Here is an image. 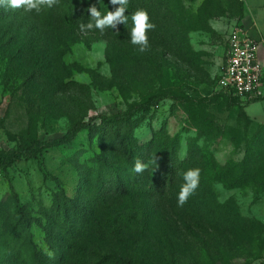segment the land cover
<instances>
[{"label": "rangeland", "instance_id": "374dc122", "mask_svg": "<svg viewBox=\"0 0 264 264\" xmlns=\"http://www.w3.org/2000/svg\"><path fill=\"white\" fill-rule=\"evenodd\" d=\"M92 5L118 7H0V264H264V86L243 98L217 85L243 0H129L127 24L103 33L80 30ZM138 9L155 25L143 53Z\"/></svg>", "mask_w": 264, "mask_h": 264}, {"label": "clouds", "instance_id": "9594fccd", "mask_svg": "<svg viewBox=\"0 0 264 264\" xmlns=\"http://www.w3.org/2000/svg\"><path fill=\"white\" fill-rule=\"evenodd\" d=\"M129 0H110L113 6L118 5L114 11L101 13L95 5L90 6L87 11L90 13V22L79 25L81 31L97 29L101 33L106 28L114 29L119 24H127L128 16L125 15ZM59 0H0V7H10L13 9L23 8L26 12L35 11L39 13L43 8H51L58 4ZM133 27L131 30V43L138 46V51L143 53L149 48L147 32L155 29V25L149 22V15L146 10L138 9L131 15ZM155 159V158H154ZM148 169L147 163H142L137 159L134 163L133 171L137 174ZM200 170L189 169L183 175L184 183L178 193V206H183L199 186Z\"/></svg>", "mask_w": 264, "mask_h": 264}, {"label": "built area", "instance_id": "2783aa9c", "mask_svg": "<svg viewBox=\"0 0 264 264\" xmlns=\"http://www.w3.org/2000/svg\"><path fill=\"white\" fill-rule=\"evenodd\" d=\"M226 64L218 76V88L248 98L263 93L264 67L259 61V41L238 25L228 39Z\"/></svg>", "mask_w": 264, "mask_h": 264}, {"label": "trees", "instance_id": "16d2710c", "mask_svg": "<svg viewBox=\"0 0 264 264\" xmlns=\"http://www.w3.org/2000/svg\"><path fill=\"white\" fill-rule=\"evenodd\" d=\"M217 83H218V78H217ZM169 96L167 95H157L152 97L149 102L145 105H137L132 107L129 111H127L124 114L121 115H114L112 117H103L102 119V123L104 125H119V124H123L126 122L131 121L138 113H140L141 111H143L145 108L148 107H152L155 106L157 104H159L160 102L168 99ZM90 125L87 123H79L76 124L74 127H72L67 134L64 136V138H62L59 142V144H65V143H70L72 142L75 137L83 130L85 129H89ZM37 154L34 152L33 149L28 148L25 151H23L22 157H27V158H34ZM17 159V157H14L11 159L12 161H15ZM61 213H62V217L63 216H67V210L65 207H63L61 209Z\"/></svg>", "mask_w": 264, "mask_h": 264}, {"label": "crops", "instance_id": "0c3cea01", "mask_svg": "<svg viewBox=\"0 0 264 264\" xmlns=\"http://www.w3.org/2000/svg\"><path fill=\"white\" fill-rule=\"evenodd\" d=\"M243 2L246 13L241 25L247 28L250 34L259 41L258 38H260L261 34L256 27H264V0H243ZM259 61L264 67V55L260 51V46Z\"/></svg>", "mask_w": 264, "mask_h": 264}]
</instances>
